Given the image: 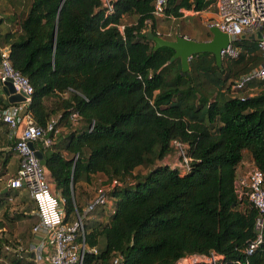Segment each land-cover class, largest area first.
Here are the masks:
<instances>
[{"label": "trees", "instance_id": "16d2710c", "mask_svg": "<svg viewBox=\"0 0 264 264\" xmlns=\"http://www.w3.org/2000/svg\"><path fill=\"white\" fill-rule=\"evenodd\" d=\"M29 2L18 29L1 41L13 69L33 88L35 123L45 128L60 116L57 127L65 133L41 151L44 168L65 200L66 220L81 211L78 188L94 178L98 188H110L114 204L107 223L86 222V246L98 248L103 240L104 248L86 253L83 264H177L211 252L224 264H264V243L252 256L244 253L256 237L257 211L234 193L244 153L264 174V86L255 81L232 90L263 63L258 42L240 36L233 42L237 58L218 67L213 56L197 55L183 73L180 60L170 61L173 50L154 51L146 37L149 28L160 36L154 0H112L108 15L101 0ZM212 2L168 0L162 18L200 13ZM125 17H135L134 24L125 25ZM250 89L257 94L235 95ZM7 107L0 100V111ZM174 143L186 146L187 171L159 164L176 153ZM140 168L144 174H136ZM3 195L0 249L11 245Z\"/></svg>", "mask_w": 264, "mask_h": 264}, {"label": "built area", "instance_id": "2783aa9c", "mask_svg": "<svg viewBox=\"0 0 264 264\" xmlns=\"http://www.w3.org/2000/svg\"><path fill=\"white\" fill-rule=\"evenodd\" d=\"M111 1L101 0L107 15L113 12ZM167 2L168 0H154L152 15L156 19L164 16ZM210 27H216L229 38V45L221 51L222 60L237 58L238 51L233 47V42L240 36L249 37L260 33L257 42L263 63L258 69L242 75L232 86V90H242L255 81L262 82L264 86V0H215L214 14L208 24V28ZM123 28L119 26L121 33ZM9 57V48L0 45V87L7 82L11 83L15 93L22 95L24 101L8 105L6 109L0 111V125H5L13 133L12 151L18 161L15 175L7 179L4 188H0V197L4 194L2 198L12 211L16 203L15 198L5 194V191L6 193L26 191L35 205L37 223L31 228L35 242L29 245L28 250L21 246L4 245L2 253L15 258L23 257L34 264H83L86 253L96 255L99 252L97 247L90 249L86 246L84 220L98 208L105 207L110 188H98L82 214L75 210L71 219L66 220L65 200L55 190L51 191L50 184L45 178V168L35 156L36 150L31 147L40 144L45 150L54 144L57 136L63 131L57 127L60 116L52 119L45 128L35 123L29 110L33 88L24 76L13 69ZM79 120L78 114H71V122L77 124ZM174 145L180 155L183 169L187 171L191 160L186 156V146L180 143ZM76 158L77 156L75 161ZM112 184L116 185L117 182L114 181ZM234 193L239 201L247 200L257 211L254 226L256 237L244 251L246 257H250L264 243V174L252 166L243 176L236 177ZM3 262L0 256V263ZM120 262V259H115L113 264ZM177 264L224 263L222 255L211 252L209 255L193 254L183 257Z\"/></svg>", "mask_w": 264, "mask_h": 264}, {"label": "rangeland", "instance_id": "374dc122", "mask_svg": "<svg viewBox=\"0 0 264 264\" xmlns=\"http://www.w3.org/2000/svg\"><path fill=\"white\" fill-rule=\"evenodd\" d=\"M214 3V2H212ZM30 2L29 0H0V25H4L5 28L0 27V33L7 32L8 30L15 27L17 20L19 19L20 14H25L28 11ZM214 14V5L212 4L210 8L206 9L203 12L194 14L193 12H186L183 17L178 19L164 17L157 19L156 29L159 37L165 40H174L176 36L187 37L197 42H206L211 40V34L209 32L208 24L211 22V19ZM135 17H125L123 23L125 25H132L135 22ZM18 28H16L17 30ZM0 45L3 43L0 40ZM231 83V80L227 82V86ZM238 94H249V91L246 93H236ZM78 125L77 127H79ZM65 131L63 130L60 135H63ZM248 158V156H245ZM3 158V157H2ZM0 157V165L3 163V159ZM180 155L177 153L172 154L170 157L165 158L159 164L167 165L171 168H178L181 172L184 171L183 166L180 161ZM2 169V165L0 166ZM1 171V170H0ZM144 174L145 170L137 169L136 174ZM100 178H94L89 185H81L79 194L77 197V204L80 207L79 214L81 215L82 209H85L86 205L91 200L92 196H95L96 190L99 187ZM16 204L14 205L13 213L10 214L11 220L6 222L4 237L11 241V246L16 244L17 246L23 247V249L28 250L29 245L33 242V237L31 235V228L37 222V219L30 215L31 210H34V204L32 202L28 203V206H22L23 202H29V198L26 194L17 195ZM22 204V205H21ZM113 200L108 198L105 207L110 210H113ZM27 208L29 211L27 215H23L20 211V207ZM11 207H8V211ZM87 220H84V225ZM101 244L99 243V247ZM2 248V247H1ZM0 256L3 259V263L0 264H15L13 263L14 258L10 255H5L0 249ZM21 264H34L31 262L21 263ZM40 264V263H39ZM42 264V263H41Z\"/></svg>", "mask_w": 264, "mask_h": 264}, {"label": "water", "instance_id": "95a60500", "mask_svg": "<svg viewBox=\"0 0 264 264\" xmlns=\"http://www.w3.org/2000/svg\"><path fill=\"white\" fill-rule=\"evenodd\" d=\"M209 32L211 34V40L206 42H197L195 40L187 39L185 37L176 36L174 40H165L157 35H155L151 28L147 31V39L153 42L154 51H157L161 48H167L174 51V55L171 58V62L174 60H180V67L183 73H186L189 70V62L192 57L209 54L214 57L216 65L218 67L222 64L221 51L224 50L229 45V38L226 34L220 32L216 27H210ZM260 33L247 37L249 40L258 41L260 39ZM2 90L7 96L6 103L8 105L20 103L24 101V97L20 94H16L11 83L7 82ZM32 149L34 147L31 145ZM35 156L40 161V164L44 166V159L40 152L35 151ZM45 178L46 181L50 184V189L52 192L55 190L53 180L50 176V173L45 168ZM33 258V255H31Z\"/></svg>", "mask_w": 264, "mask_h": 264}, {"label": "crops", "instance_id": "0c3cea01", "mask_svg": "<svg viewBox=\"0 0 264 264\" xmlns=\"http://www.w3.org/2000/svg\"><path fill=\"white\" fill-rule=\"evenodd\" d=\"M213 2L215 3V0H213ZM214 3H212L213 5H214ZM211 4V5H212ZM211 7V6H210ZM209 7V8H210ZM203 12V11H202ZM194 14H198V13H196V12H193ZM0 27L1 28H5V26L4 25H0ZM18 26L17 25H15V27L14 28H12V29H10V30H8L7 32H5V34L6 33H8V32H13V31H15L16 30V28H17ZM4 35V33L2 34V33H0V40H1V38H2V36ZM185 38H187V37H185ZM187 39H191V38H187ZM192 40V39H191ZM196 41V40H195ZM3 47H7V46H5V45H2ZM8 48V47H7ZM257 93L253 90V89H250V91H249V96L250 97H253V96H255ZM0 100L1 101H7V96L4 94V92H3V90H2V87H0ZM13 143H14V136H13V133L5 126V125H0V157L3 159V160H5V158L8 156V154L10 153V157H9V159H8V162H7V164L5 165V166H3L2 164V169H1V167H0V188H4L5 187V183H6V181H7V179L9 178V177H11V176H14L15 175V173H16V171H17V167H18V161H17V158H16V156H15V154H14V152L12 151V147H13ZM33 147H34V149L36 150V151H38V152H40L41 153V151H43L44 149H42V147H41V145L40 144H35V145H33ZM245 156H248V155H246V153H244V157H243V160H242V162L240 163V165H239V167H238V169H237V173H236V177H241V176H243L246 172H247V170L249 169V168H251L252 167V162H251V160H250V157L248 156V158H246ZM0 165V166H1ZM81 185H83V184H81ZM16 192L17 191H15V192H12V193H9V192H7L6 193V191H5V194H10L11 196H13L14 198H15V202H16V199H17V195H16ZM22 194H26L27 195V192L26 191H24V192H21V193H18V195H22ZM28 196V195H27ZM94 196H92L91 197V199L93 198ZM28 198H29V196H28ZM29 200H30V198H29ZM30 202H32L31 200L29 201V202H23V205L22 206H28L29 204L28 203H30ZM86 203H88V202H86ZM16 204V203H15ZM20 207L21 209L20 210H22L23 212H21V213H23L24 215H27L28 213L27 212H25L24 210V207ZM9 207V205L7 204H5V207H3V210H4V208H8ZM13 208H14V206H13ZM13 210H15V209H13ZM12 210V211H13ZM9 211H10V209H9ZM113 211L114 210H110V209H108L107 207H101V208H98L95 212H93V213H91L88 217H86V219L85 220H87L88 222H100V223H107L108 222V220H109V218H110V216L113 214ZM11 212V211H10ZM0 213H1V216H0V218L2 217V210H0ZM12 214V213H11ZM32 217L34 216L36 219H37V217H36V213H35V205H34V210H31V214H30ZM4 230V229H3ZM33 242L32 243H34L35 242V238L33 237ZM31 243V244H32ZM100 244H101V246L100 247H98V249L99 250H101L102 248H104L103 246H104V241L103 240H101L100 241ZM31 257V256H30ZM32 258V257H31Z\"/></svg>", "mask_w": 264, "mask_h": 264}]
</instances>
